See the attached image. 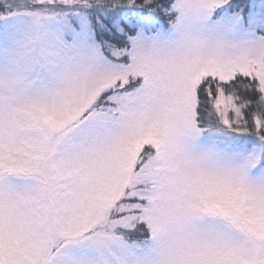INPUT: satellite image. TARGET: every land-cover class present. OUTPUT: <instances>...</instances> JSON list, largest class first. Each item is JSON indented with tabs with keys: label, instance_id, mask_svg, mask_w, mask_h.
I'll use <instances>...</instances> for the list:
<instances>
[{
	"label": "snow or ice",
	"instance_id": "1",
	"mask_svg": "<svg viewBox=\"0 0 264 264\" xmlns=\"http://www.w3.org/2000/svg\"><path fill=\"white\" fill-rule=\"evenodd\" d=\"M0 264H264V0H0Z\"/></svg>",
	"mask_w": 264,
	"mask_h": 264
}]
</instances>
